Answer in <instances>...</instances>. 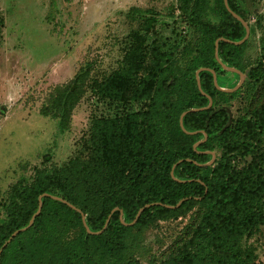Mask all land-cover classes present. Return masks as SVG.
Instances as JSON below:
<instances>
[{"label": "trees", "instance_id": "1", "mask_svg": "<svg viewBox=\"0 0 264 264\" xmlns=\"http://www.w3.org/2000/svg\"><path fill=\"white\" fill-rule=\"evenodd\" d=\"M227 3L248 21L245 0ZM170 17L174 26L185 24L201 33L194 47L184 46L188 59L183 65L173 60L178 44L169 50L152 23L147 27L155 35L151 43L128 50L118 68L98 77L94 62L87 61L72 78L51 88L39 113L56 119L62 132L70 128L74 109L90 90L112 102L141 107L97 121L93 161L73 158L62 168L33 167L30 181L20 178L11 186L3 203L0 248L28 224L43 193L75 208L43 197L32 225L1 251L0 264H139L134 258L121 260L128 236L179 217L187 223L159 264L264 263L249 242L264 227V43L258 61L246 68L241 64L246 40L217 43L220 62L240 69L245 83L255 88L246 112L229 122L227 108L215 99L233 93L218 90L210 70L228 72L216 60V40L238 41L244 26L223 0H176ZM2 26L0 19V33ZM200 68L210 69L198 73L201 90L196 78ZM206 95L211 106L186 113L185 132L181 114L206 107ZM212 151L215 158L206 164ZM146 204L151 205L127 225ZM82 216L92 232L109 222L94 234L86 230Z\"/></svg>", "mask_w": 264, "mask_h": 264}, {"label": "rangeland", "instance_id": "2", "mask_svg": "<svg viewBox=\"0 0 264 264\" xmlns=\"http://www.w3.org/2000/svg\"><path fill=\"white\" fill-rule=\"evenodd\" d=\"M175 6L176 0H0V221L11 186L20 178L30 181L33 167L62 168L73 158L93 161L97 121L141 107L112 102L90 90L74 109L70 128L62 132L56 119L39 113L51 88L72 78L87 61L94 62L98 77L118 68L128 50L151 43L155 35L147 27L152 23L169 50L178 44L173 60L183 65L188 59L184 46L194 47L201 33L185 24L174 26L170 14ZM245 6L249 36L241 53L244 68L260 57L264 0H245ZM227 71L216 75L218 85L234 88L239 75ZM254 90L243 79L234 91L220 90L233 94L216 95L215 101L227 108L232 122L246 112ZM186 223L187 218L179 217L131 233L121 260L159 264ZM249 242L257 260L264 262V227Z\"/></svg>", "mask_w": 264, "mask_h": 264}, {"label": "water", "instance_id": "3", "mask_svg": "<svg viewBox=\"0 0 264 264\" xmlns=\"http://www.w3.org/2000/svg\"><path fill=\"white\" fill-rule=\"evenodd\" d=\"M223 1H224V4H225L226 9H227V10H228V11H229V12H230V13H231V14H232L237 20H239V21L242 23V25L244 26V28H245V35L243 36L242 39H240V40H238V41H230V40H227V39H224V38H219V39L216 40V43H215V57H216V60L219 61V62H220V59H219V57H218V51H217V43H218L219 40H225V41H228V42H230V43H232V44L240 45V44H242V43L248 38V36H249V25H248V23H247L245 20H243L241 17H239L236 13H234V12L229 8L228 3H227V0H223ZM220 64H221V66H222L223 68H225L226 70L236 72V73L239 75V81H238V84H237V86H239L240 83L242 82V80L244 79V75H243V73H242L240 70H238V69H236V68H234V67H230V66H227V65L223 64L222 62H220ZM203 70H210V69H207V68H200V69L197 70V72H196L197 85H198V88H199L200 90H201V86H200V81H199L198 73H199L200 71H203ZM210 72L213 74V77H214V85H215V87H216L217 89H219V90H223V91H226V92H231V91H234V90L237 88V86H235L234 88H221V87L218 85L217 78H216V73H215L213 70H210ZM206 96H207V98H208V105H207L206 107L193 108V109H190V110H188V111H184V112L181 114L180 119H179V124H180V127L182 128V130H184L185 132H187V131H186V130L184 129V127H183V123H182V118H183V116H184L186 113H188L189 111H196V110H202V109L209 108V107L211 106V104H212V99H211V97H210L209 95H206ZM229 122H231L230 113H229ZM191 133H194V132H191ZM200 142H201V141L196 142V143L194 144V146L198 145ZM210 153H211V155H212V158H211L210 161H208L206 164H211V163L213 162L214 158H215L214 153H213V152H210ZM171 174H172V172H171ZM45 196H49V197H51V198H53V199H56V200L62 201V202H64V203L68 204L69 206L75 208L73 205H71V204L68 203L66 200L62 199L61 197L54 196V195H51V194H48V193H43V194L40 195L39 198H38V200H39L38 208H37L36 212H35V213L32 215V217L30 218L28 224H27L25 227H23V228H21V229H18V230H16V231H14V232L10 235V237L8 238V240H7V241L1 246V248H0V254H1V251L3 250V248H4V247L10 242V240H11L16 234H18V233H19L20 231H22V230H26L27 228H29V227L32 225V223H33V221H34V218H35V217L40 213V211H41V208H42V198L45 197ZM181 202H182V200H180V201L177 203L176 207L179 206V204H180ZM150 205H151V204H146L144 207L140 208L139 211L137 212L136 216H135V219H134L132 222L127 223V225H132V224H134V223L136 222L137 218L139 217V215L141 214V212L143 211V209H144L145 207L150 206ZM167 207H171V206L167 205ZM113 211H114V210H113ZM120 215L122 216V214H120ZM82 220H83V224H84L86 230H87L88 232H90V233H94V234H99L100 232H102L103 229L106 227V225H107L108 222H109V218H108V219L106 220L105 225H104V227H103L102 230H100V231H98V232H92V231H90L89 228L87 227V225H86V223H85V218H84L83 216H82ZM122 220H123V219H122Z\"/></svg>", "mask_w": 264, "mask_h": 264}]
</instances>
